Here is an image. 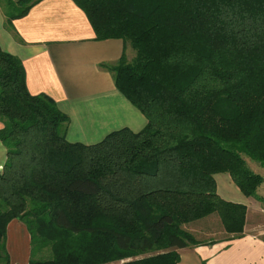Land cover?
<instances>
[{"label": "trees", "instance_id": "obj_1", "mask_svg": "<svg viewBox=\"0 0 264 264\" xmlns=\"http://www.w3.org/2000/svg\"><path fill=\"white\" fill-rule=\"evenodd\" d=\"M4 1L12 21L40 0ZM73 1L96 40L134 52L102 67L146 125L67 141L69 117L31 95L0 48V264L13 220L28 264H177L198 244L183 226L212 215L242 236L246 208L217 194L215 176L259 200L247 160L264 171V0Z\"/></svg>", "mask_w": 264, "mask_h": 264}, {"label": "crops", "instance_id": "obj_2", "mask_svg": "<svg viewBox=\"0 0 264 264\" xmlns=\"http://www.w3.org/2000/svg\"><path fill=\"white\" fill-rule=\"evenodd\" d=\"M0 48L21 61L28 92L51 97L69 117L67 141L91 145L112 131L139 132L146 125L102 67L116 64L123 51L130 56L129 48L120 39L96 40L85 13L73 0H40L12 21L0 10ZM6 160L0 142V170ZM215 182L223 200L247 208L244 233L233 238L223 232L178 250L177 264H264L262 203L243 196L226 174L216 175ZM253 219L256 222L251 223ZM6 252L9 264H28L30 236L20 221L7 226Z\"/></svg>", "mask_w": 264, "mask_h": 264}, {"label": "rangeland", "instance_id": "obj_3", "mask_svg": "<svg viewBox=\"0 0 264 264\" xmlns=\"http://www.w3.org/2000/svg\"><path fill=\"white\" fill-rule=\"evenodd\" d=\"M0 10L3 13H7L9 10V7L4 0H0ZM131 52H133V51H131ZM131 52H130V54H131ZM133 54H134V52H133ZM128 57L130 58L131 56L128 55ZM247 165H248V167H250V169L252 171L256 172L257 174H259L263 177V183L258 187V190H257L259 200H256L259 203H262L261 207L263 209V207H264V171L258 164H256L255 162H252L251 160H247ZM261 217L262 216L260 215V218ZM245 220H246V216H245ZM253 220L254 221H250V222L251 223L256 222V219H253ZM260 223L262 225H264V219H262L260 221ZM244 226H245V224H244ZM261 227H264V226H261ZM183 229L185 232H187L192 237L193 241L197 242V243H200V241L202 242L203 240L208 239L209 237H215V238L220 237L224 234L223 232H225L222 224L220 223V221L216 215H212V216H209L205 219H202V220H199L197 222L191 223L189 225L183 226ZM243 233H244V227H243L242 234ZM227 235H229V237L233 236L231 234H227ZM13 247H14V245H13ZM35 258L37 259L39 257L35 256Z\"/></svg>", "mask_w": 264, "mask_h": 264}]
</instances>
